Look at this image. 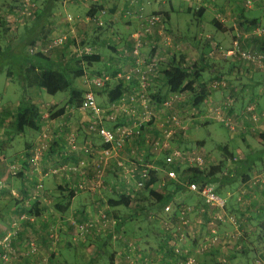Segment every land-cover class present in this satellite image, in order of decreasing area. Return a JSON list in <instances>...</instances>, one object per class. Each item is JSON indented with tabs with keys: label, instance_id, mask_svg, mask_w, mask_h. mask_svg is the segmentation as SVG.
<instances>
[{
	"label": "crops",
	"instance_id": "crops-1",
	"mask_svg": "<svg viewBox=\"0 0 264 264\" xmlns=\"http://www.w3.org/2000/svg\"><path fill=\"white\" fill-rule=\"evenodd\" d=\"M34 1L36 2L37 11H43L44 13L43 15H40L39 18H37L38 16H34V18L32 17L30 20L23 21L20 16H17L15 12L20 6L18 4V0H7L6 6H4L2 10L0 9L1 26L4 28L6 27V30L3 29L0 31V34L3 32L5 33V35H0V41H7L8 44L6 46L12 47L14 40L23 37H26L28 42L35 40L36 43H40L42 41H39L40 37L45 38L46 36L49 38L53 34L59 33L61 29L65 30V27L67 26L66 16L68 14L74 13V16L80 18V21L75 22V28L77 27V32L83 36H87V34H89L87 42L93 50L92 54L96 58L102 59V65L98 66L99 68L97 67L99 70L111 74L116 71L118 73L124 72L129 69V67H131L133 62L131 39L133 34L136 31H139L144 21L140 20L138 17H135V15H125V10L128 8L129 0H113L105 2L104 5L107 7L108 12L104 15L105 24L101 28L95 26V24L92 22L84 20L86 12L90 9V5L93 3L89 0ZM147 1L148 0H138V4L142 7L143 12L145 14H148L152 11L159 12L164 16L165 20L164 33L160 34L159 31L154 30L153 34L148 36V38L145 40L142 48L144 53H151L156 57L158 62L157 66H161V69L164 70L165 65L167 66L168 63H171L174 60H185L186 66H190L191 63L193 64L198 62L199 68L203 69L204 71L203 78L201 79L202 83H209L214 77L228 78L231 81L229 84L230 86L227 87V89H221L212 92L207 98L204 109L201 110L200 113H196V115L199 119H201L205 114L206 119L209 120L211 119L209 114L212 115L214 114V111H216V113L217 111H220L223 118L228 117L231 118V120L234 119L238 130L237 132L231 133V138H233V136H238L241 138L242 143L241 145L234 147V150L230 149L229 145L220 146V149L223 151L222 154L226 158H231V164L237 158L236 156H238L240 158L239 161L243 163L240 164L239 161H235V163H237L235 165H231V167L226 170V175L230 174L228 176L230 178L228 180H224L223 177L225 176H222L220 177L222 179L218 178L217 180L218 184L222 185V191L225 194L233 192L236 194L237 192H241V189L244 187L242 184L244 185L245 183L242 176L243 171L244 173H248L247 170L252 167V174L258 170L264 172V163L260 167L255 166L256 168L248 164L251 162V164L255 165L252 162L251 157L256 155H264V142L260 138V134L264 133V121L262 120L263 123L260 125L253 124L249 121V119L246 120L245 117L241 115V111H238L236 106L234 108L230 105L240 98L239 91L241 87L238 86L245 87L242 95L243 99H245L244 94L247 93V96H249L250 93H248L247 87H253L254 84V82L251 80L253 77L251 78V76H253V72L259 71L260 69L257 66L240 60L236 56H230L226 53L222 54L219 51H210L216 46H218V48L222 47L224 50H229L233 47V42L236 38H240L243 48H250L252 46L260 47L261 45L264 46L262 37L258 36L256 33V29L258 28L251 30L247 29L248 24L244 21L243 17L240 16V14H242V10L244 9L243 6L239 4V0H191L192 2H190V0H166L161 3H159L160 0H156L158 1L157 3H148ZM258 1L260 3V0ZM258 1H253V4H257ZM60 2L64 15L62 18L54 17L52 14V8L55 3L58 6ZM256 9L261 10L264 9V7H259ZM247 10L255 9L250 8ZM6 17L11 19L9 24H6ZM245 17L249 19L248 21L256 19L258 21L257 25L262 27L261 29L264 30V16H262L260 19L259 13H257L254 14L253 17ZM44 30L46 32L45 35L40 36ZM74 34L78 37L76 30ZM25 42L26 41H24L22 44ZM3 51L4 48L1 49V52ZM7 51H9V49H7ZM65 53V50H63L60 57L49 58L55 61L60 60L61 58L66 57ZM208 54L211 57L209 58L211 62L208 64L210 67H208L205 62H201V59H203V57ZM14 57V54H9L6 56V58ZM68 58L69 57H66L65 59L67 60ZM94 67H96L95 63ZM245 78H247L249 81L246 80L245 84L242 83V81L240 82V79ZM9 79L11 80V77H9ZM164 83L165 82L163 81L162 77H154L150 85L156 87L155 91L157 93V97L160 95L161 99H164L165 95V92H162L163 90L165 91V89H162V87H167ZM261 83H264V81H261ZM261 83L258 85L261 86ZM136 91L137 86H132L130 88V92ZM170 94L173 95L172 98H174V109L177 110L181 107H187L188 109L187 115H190V117L186 118L184 116V123L186 124L185 127H188L189 123L196 126V123L190 122L195 117L193 115L194 110L191 108L189 102V93L182 92ZM18 102L15 104V106H13L12 110V108L9 107L10 103H3L1 100L0 142L4 144V148L7 143L12 141V139L17 138L13 137V135L7 132L10 131L9 123L12 120L11 112L17 108ZM102 104L104 106H108L109 102L108 100L104 99L102 100ZM243 106H245V104ZM68 107L74 112L77 109L82 113L78 115L80 121L86 120L81 122L82 126L83 124H89V120L91 119L90 116L79 110V106ZM262 111H264L263 108ZM70 112V110H66L65 113H63L64 115H61L62 120L59 118L60 120L58 121H60L62 126L56 129L58 135H54V142L51 145L52 148H49L48 151L45 152V158L40 162V166L35 167L31 165L27 158H24L27 155L23 157L20 153H12L8 158H6V172L3 169L4 167L0 165V178L4 179L3 182H5L9 188L16 189L18 191H20L18 189L20 188L21 191L26 194L31 191L30 194L34 195L35 185L39 183V189L37 188V192L35 193H40V197H38V204L40 207L35 208L34 216L36 221L42 223L32 224L33 222H31L28 224V221H24L26 225H22L23 227L20 229L21 241L22 239L25 240L28 235L34 236V233H36L37 237L39 238V242L37 244L38 256H33L32 258L24 257L17 262L15 260V264H26L28 260H30L28 261V264H37L40 263L41 260L44 261L45 259H47L46 263H48V261H54V257L52 258V255H49L44 259H40V257L44 256L45 250L51 248V242L48 239L47 233V225L51 224V222L53 225L56 224L57 227L59 226V229L60 226H62L63 231H60L61 234L59 236L61 241L58 242V246L56 247L58 250H61L67 245L71 246L70 243H75V245L72 246L73 248L76 246H81L85 249L89 242L85 241V239H82L85 241L82 243L79 240L78 242L73 241L74 234H71L72 230L69 232L70 229H73V226L70 224L69 220H74L77 218L82 219L84 215L89 217V215L93 212L92 208L96 204L95 200H97V202H101V208H108L107 204L104 205V203L106 201L105 195L108 194L109 189L115 193V189L119 188L118 186H120L122 183L123 185H126L125 187L128 190H130V194L133 199H135L136 195H138L139 200H143L145 198L144 193H139L137 189L134 190V188H131V186L134 185V182H131L132 178L130 181L126 180L124 177L125 173L121 172L119 166L117 165V159H111L109 162H105L103 164L104 176L102 180L96 181L95 184L92 182L95 172L94 161L96 160V156L94 154H90V151L88 150H99L101 147V139L96 133L94 135H89L85 132L84 136H79L78 133V137L75 132H64L66 130V125H68L69 122H65L63 118L65 120H69L65 114ZM139 112L140 110H136L135 113ZM212 116L215 120H218L214 115ZM76 121L77 120H75V122ZM78 128L81 127L78 126ZM38 133H36L37 135L32 134L31 143H28L30 141L26 143V147L29 148L31 152L32 149H34V146H36L39 142ZM73 137L74 140H72ZM147 142L148 141H146L145 138H142V140L138 142V144L143 147L144 159L146 158L145 156L149 157L154 154V147H149ZM133 143L134 142H132V140L127 143V148L130 151H133L130 149L131 146L134 148ZM197 144L201 146L200 151H203L202 153L206 154L204 141L197 142ZM257 148L260 149L257 150ZM83 159L87 160L88 162L86 168L88 175L82 176L78 171H72L68 169V167L71 165L77 166ZM124 160H127V158ZM151 160L153 161L149 162L155 166H158L157 163H159V161L162 159L161 157L155 156L152 157ZM136 161L138 162V160ZM131 163L134 162L132 161ZM10 164H15L17 167H20L22 171L20 179H16V177H11V175H8L10 171ZM129 164H126V166L132 169L133 167ZM54 167H65L66 169H61L57 174H50L48 171ZM126 175L129 176L128 173ZM115 179L117 182L114 181ZM81 182L93 184V189L90 188L91 191L78 190L77 187L79 184H81ZM41 184H43V186H41ZM60 185L65 186V188L60 187ZM73 190L74 195H72ZM68 193H71V195L67 196ZM81 194H84L85 197L80 198L79 196ZM7 196L8 193L5 195H0V212H2L0 213V227L7 223V230H3L4 227H2L0 229L1 234L2 232H10L13 222L17 219V216L14 213L16 204L13 202L14 206H10L11 202L8 203V200L10 199H8ZM25 201L26 204L29 203V201ZM244 202V205H239L235 203L233 199L230 203V211H235V213L243 220L242 227H234L230 224L222 225L220 227L219 234L221 232V236H226L231 239L225 238L226 245H223L222 247H215L216 249L214 248L212 251L208 252H212L210 255H213L215 258L219 257L221 253L225 252V256L231 259L232 264H247L250 254L264 255V188L255 189L253 192H246L244 194ZM6 203H8V208L6 209L7 211L4 212L3 208H5L4 205H6ZM24 209L25 207L23 206V210ZM20 210L22 212V209ZM109 210L113 215L116 211L121 212L119 208H109ZM47 211L51 213L54 211L53 213L55 215L51 217L52 220L43 221V212L45 213ZM118 217L121 219V222L117 227L118 229H116V232L122 234L129 233V229L126 228L128 221L126 219H129V216L127 214H119ZM198 219L199 220L197 221L201 222V219ZM10 222L12 223V226L9 225ZM28 226H30V228ZM199 228L200 232L202 231V233L196 235V237L198 236L201 241L205 242V238L209 235L208 227L203 226V224L200 223ZM107 237L111 239L112 235L109 234ZM75 241L77 240L75 239ZM142 241H144L142 243H145V248H152L157 244L156 240L155 242H151L148 237L142 239ZM85 250H90L93 252V245L91 244L90 246H87V249ZM114 254L116 264H126L125 256L128 255V249L125 247V245L120 248L116 247L114 249ZM155 254L156 253H152L150 256L154 257ZM205 257L207 256L205 255L203 257L204 264H213L212 260L206 263L207 259L205 260ZM244 260H246V262ZM57 263L58 262H55V264Z\"/></svg>",
	"mask_w": 264,
	"mask_h": 264
},
{
	"label": "rangeland",
	"instance_id": "rangeland-1",
	"mask_svg": "<svg viewBox=\"0 0 264 264\" xmlns=\"http://www.w3.org/2000/svg\"><path fill=\"white\" fill-rule=\"evenodd\" d=\"M10 1V0H9ZM12 1V0H11ZM113 1V0H112ZM166 0H160L159 3L164 2ZM245 1L247 0H239V4L241 6H243L244 8V4ZM251 5L250 8L255 9V10H247L244 9L242 10V13L245 16H250L253 17L254 14L259 13V18L261 19L262 16H264V9H256V8H263L264 7V0H260V3L258 0H250ZM253 1H258L257 4H253ZM158 1L156 0H150L149 3H157ZM7 0H0V9L2 10V8L4 6H6ZM109 3V2H108ZM110 8V7H109ZM249 8V9H250ZM125 9V8H123ZM62 6H61V2L58 4V6L56 5V3L54 4L53 8H52V14L54 17H58V18H62L64 15V12L62 11ZM1 14V13H0ZM74 13H72L73 15ZM69 15V14H68ZM127 15V14H125ZM34 18V17H33ZM23 21H25V19H22ZM71 24L67 23V26L65 27V30L61 29L59 33H55L53 34L51 37H46L45 38H39V41H41L40 43H36L34 45V50H38L41 51L45 56L50 57V58H58L61 55V52L63 50H65V54L66 57L69 58H74L75 52H74V45H73V41H71L70 39L67 40L66 44L64 46L61 47H57V48H53V49H49L47 51H44L43 48L45 49V47L47 46V43L49 42V40H51L52 38L61 35L63 33L68 34V36H70L69 34H71ZM79 27V26H78ZM165 27V26H164ZM75 28V26H74ZM3 30V26H1V22H0V31ZM46 30V29H45ZM45 30L42 32L41 35H45ZM76 33L78 35V37L81 39L82 37L87 38L89 36V34H87V36H83L81 35L79 32H77V27L75 28ZM25 31V30H23ZM61 33V34H60ZM164 33V29L163 32ZM5 35V33H1L0 35ZM250 36V35H249ZM6 37V36H5ZM4 37V39H5ZM16 38V37H15ZM18 39V38H17ZM14 40L12 44V46H20L24 41H26V43L28 42L26 39V37L23 38H19L18 40ZM26 39V40H25ZM46 39V40H45ZM7 41H0V50L5 48V46L7 45ZM34 52V51H33ZM14 58L9 59L10 62L13 61ZM9 60L7 58L2 59L0 58V99L2 100V102H7L10 103L9 107L12 108L13 110V106H15V104L20 100V98L23 96V94L25 93V91L28 90V93L31 95L32 100L37 104V106L39 107L40 111L43 114V122H42V128L39 131V136L42 132H46L48 134V138H46V144L48 149L52 148V144L54 142V135L57 136L58 132H57V128H60V126H62V124H60V120L61 119V115L62 114H57L54 115V113H56L62 105H65L66 102H68L69 99V95L68 92L66 91H57V92H50L49 89H40L38 87H32V88H28L25 89L22 84L21 81L18 77L17 74V70L15 68V66H13L12 64H9ZM94 60V59H93ZM98 61V63H97ZM88 61L86 60V63ZM96 64V68L98 66L102 65V59H96L95 62ZM70 65V63H69ZM87 65H89L87 63ZM93 66V65H92ZM99 68V67H98ZM97 68V69H98ZM12 69L15 70V75L16 78L14 79H9L7 72L11 71ZM99 70V69H98ZM253 77V79H251ZM249 78V77H248ZM251 80L254 82L253 87H247L248 88V93L249 96H247V93L244 94L245 99H243V92L245 90V87L243 86H238L241 87L240 91H239V97L237 101H235L234 103H232L230 106L234 107L236 106V109L238 108V111H241V115H245L246 120L249 119V121L251 123V115L247 112V109L250 105H255L256 106V111L255 113L258 115L262 114V108L264 109V83H261V81H264V71L259 70V71H255L253 72V76H251ZM249 81L247 78L245 79H240V82L242 81V83H246L245 81ZM261 83V86H259L258 84ZM87 82H86V78L85 77H81V78H77L75 79V85L76 87L80 88V89H86L89 86H86ZM52 86H56V81L52 80ZM140 86H137V91L136 92H129L127 93L125 96H123V101H118L117 104L118 106H114L113 103L109 102L108 100V95L106 92L100 93L98 94V102L100 103V106H102L105 109L108 108H112L111 110H107L104 113V124L111 128H115L118 126H131L133 127L136 131L139 130L140 134L138 135V137L132 136V142H134V148H132V146L130 147V149H132L135 152V156L133 158V162L136 163V165H147L150 166L152 165L151 162L149 161H153L151 160L152 157H161L164 153V150L161 149L160 147L156 146V142L160 139V141H162V136L163 134H165L166 131H170V125L171 123H168V119L176 114L178 116V119L180 121L179 125H174L173 126V131L174 134H172V136H170V138L168 137L167 140L168 142H172V144L174 145L175 148H178L180 150H185V151H189V152H200L202 154L203 151H200L201 146H199L197 144V142H201L204 141L205 143V151L206 154L203 153L202 156L205 157L206 159V165L205 167H203L200 170H207L208 172H210L212 169H214L215 167L221 165V163L223 162V168L221 170V172L216 173L215 174V179H218L222 176H225L227 173V169H229L231 167V158L228 159L226 158L222 153L223 151L220 149V146H224V145H229L230 149L234 150V147H237V145H241L242 141L241 138L238 136H233V138H231V133L233 132H237V127L235 125V121L234 119H232V127H234L235 131H231L229 126H225L226 121H218L215 120L214 117L212 115H210L209 113V117L211 119L207 120L205 117V114L203 115V117L201 119L198 118V116L196 117V119H192L190 122L191 123H196L197 125H193L190 124L188 125V127H185L186 124L184 123L185 121V117L188 118L190 117V115H187V107L186 108H179V109H174L173 106H166L165 103L171 99V97H173V95H171L169 93V90L167 87H162V89L164 88L165 91L163 90L162 92H165L164 95V99H162L161 101L157 99V93L155 91L156 87L154 86H147L146 87V91H147V99L150 100V103H148V101H146L145 103L147 104V108L143 105V103H141L140 100H138L137 102V106H136V110H140L139 113H133V106L134 104H136L131 96L133 94L138 95V90H139ZM246 88V89H247ZM242 96V97H241ZM108 100L109 105L104 106L102 104V100ZM136 99H140L139 97ZM58 100V101H57ZM56 102V103H54ZM245 104V106H243ZM147 109V110H146ZM204 109V108H203ZM67 111L70 110V113H66L65 116L67 117V119L69 120H65L63 118V120L65 122H69L68 125H66V131L68 132H75L78 136H84L85 132L88 133L89 135H94L95 132L91 131L89 129V124L82 126L81 122L84 121H80L79 118V114H82L81 112H79L77 109L74 112L73 110H71V108L69 109V107L67 106ZM11 111V109H10ZM65 113V112H64ZM153 113V118L152 120L149 119V114ZM86 114H88L90 116V118H93V115L91 112H87ZM190 114V113H189ZM64 115V114H63ZM141 115V116H140ZM109 116H115V119H111ZM185 116V117H184ZM207 116V115H206ZM215 116V115H214ZM216 117V116H215ZM60 118V119H59ZM227 118H225V120H227ZM54 120V122H53ZM56 120V121H55ZM62 120V119H61ZM75 120H77L75 122ZM123 120V121H122ZM264 121V120H263ZM263 121H259L256 124H261L263 123ZM72 122V123H71ZM110 123V124H107ZM224 123V124H223ZM255 124V123H254ZM78 126H80L81 128H78ZM32 132V131H31ZM83 132V133H82ZM34 134H36V132H33ZM37 135V134H36ZM78 136V137H79ZM32 134L29 133L27 135H20L17 136V138L12 139V141H10L9 143H7V145H5L4 148V144L2 142H0V165H2L6 172L7 170V166L5 165L7 163L6 158L9 157L10 154L12 153H20L21 156H25L24 158H27L28 162L37 167L40 166V162L45 158V152L48 151V149H44L42 151V157L40 159V161L38 162V164H34L32 161V155L34 154V150H35V146L34 149L29 150V148L26 147V143L28 141H30V143L32 142ZM142 138H145L149 147H154V154L152 156H145L146 158L144 159V150L143 147L138 144V142H140L142 140ZM16 139V140H15ZM101 144V142H100ZM33 147V146H32ZM128 147V145H127ZM260 148H257V150H259ZM125 150H127V154H131V151L126 148ZM194 150V151H193ZM5 152V153H4ZM24 152V153H23ZM31 152V153H30ZM5 154V155H4ZM142 154V155H141ZM205 154V155H204ZM238 157V156H236ZM138 160V162L136 161ZM252 162H255L254 164L257 167H260L263 165L264 163V155H256L251 157ZM11 163V162H10ZM243 162L240 161V164H242ZM248 163V162H247ZM249 164V163H248ZM12 165L15 164H10V168ZM141 168V166H138ZM192 166H189V164H187L184 169L190 168ZM55 168V167H54ZM155 171V170H152ZM21 169L20 167H17L16 171H9L8 175H11V177H16V179H20V174ZM46 173V172H45ZM52 174V173H50ZM53 174H57V173H53ZM88 175V174H87ZM156 176L158 177V181H165L166 182V186L167 184V177L166 174H164L161 170H159L158 172H156ZM90 179V178H89ZM112 179V178H111ZM114 179V178H113ZM4 179L0 178V195H5L8 193L7 198L10 199L8 200V203L11 202L10 206H14L15 202V209H14V213L17 216V219L13 222V226L12 223L10 222L9 225L12 226V229H15L13 232H17L11 241V246L12 249L15 250L10 251V252H6V249L3 247V245L1 244L2 240L4 239V237L8 234V233H3L1 234L0 232V264H15L18 260L20 261L21 259H23L24 257L27 258H32L33 256H38V247L36 249V251H31L29 250V245L31 243L38 244L39 242V238L37 237L36 233H34L33 235H28L25 240L22 239V241L20 240V229H22L23 226H25V222L28 221V224L33 222L32 224H40L42 222L36 221L35 218V208H39L40 205L38 204V197H40V193H35L37 192V188L39 189V183H37L35 185L34 188V195L30 194L31 191L26 194L23 191H21L20 188H18L20 191L16 190V189H12L9 188L7 186V184L5 182H3ZM8 180V179H6ZM136 181L134 182V185L137 186V181H139V177H136L135 179ZM114 181L117 182V180L115 179ZM94 184L96 182V179L93 178ZM170 184V181L168 182ZM43 186V184H41ZM91 183H87L86 185H84L83 188H81L79 185L77 187L78 190L80 191H91L92 188ZM169 186V185H168ZM164 187V186H163ZM218 186L216 185V188ZM91 188V189H90ZM134 190L136 189L135 187H133ZM109 189V188H108ZM115 190H117L115 193H113L111 191V189H109L108 194L105 195V204H107L108 199L110 198H114L117 197L118 194H124V193H128L130 194V190H128L125 185H121L120 188H116ZM74 193V192H73ZM218 193L221 194V196H223V198L226 197V194L222 191V190H218ZM195 193H191L189 191L187 192H182V193H178V195L176 196V200L173 204L179 203H186L188 205H194L197 200H199L200 198L198 196L192 195ZM235 198L234 201L236 203L239 194L236 193L235 194ZM69 196V195H68ZM80 198L85 197L84 194H81L79 196ZM244 199V197H243ZM24 200V201H23ZM29 201V203H25L26 201ZM244 202V201H243ZM8 203H6V205H4L5 208H3V211L6 212L7 208H8ZM95 206L92 208L93 212L89 215V217L87 215H84V217L82 219H74V220H69L70 224L73 226V229H70L69 232L71 231V234L73 236V241L74 242H78V240L82 243L85 241H88L89 244L93 245L94 251H90V250H85L87 249V246H90L89 244L85 247V249L81 246H76L75 248H73L72 246L75 245V243H70V245H67L66 247H63L61 250H58V248H56L58 245V242L61 241V238H59L60 236V231L62 230V226L57 227V225H53L52 222L51 224L47 225V233H48V239L51 242V248H49L48 250H45L44 256L40 257V259H44L46 257H48L49 255H54L53 258V262H47V259H45L44 261L41 260L40 263L37 264H55V262H58L57 264H110V256L114 253V249L116 247L120 248L123 246V244L125 245V243H128V254L132 252L135 254L136 257L139 258V261L141 262V258H147L152 254V253H156L155 257L156 259H159L160 257H162V255L165 253L164 252V248L160 247L161 245H155L152 248H145V243H142L144 241H142V239H145L148 237V239L151 242H155L156 238H158L159 235H161L160 231L158 230L160 227L159 226H153L150 222L147 221V219L145 220L144 218V214L142 213L143 210L138 209V207L141 204V202L139 201V199L137 197H135V199H133V203L129 208H125V207H119V211H116L114 213V215H117V220H118V216L120 215H128L129 218H133L132 222H128L126 225V228L129 229V233H118L116 231L113 232V236L110 238H108L106 235H101V236H95L94 230H91L89 232H87L86 234L80 233V231L77 228V224L78 223H82V222H86L88 221V218H90L91 216H98L100 211L105 210L106 211V207H102L101 208V202H97V200H95ZM100 203V204H98ZM242 203V202H241ZM244 203H242L241 205H244ZM23 206L25 207V209L23 210ZM50 206V205H49ZM22 209V212L21 210ZM48 212V211H47ZM43 212V221L45 220H52L51 217H53L55 214L53 213L54 211L51 212ZM107 212V211H106ZM2 213V212H0ZM108 213V212H107ZM156 213L159 214L160 212L158 211V209H156ZM52 215V216H51ZM113 215V214H112ZM113 215V216H114ZM135 216V217H132ZM192 217L190 218L192 226L194 227V229H199L200 227V223L197 220H199L198 218L200 215L193 213L191 215ZM48 217V218H47ZM115 217V216H114ZM25 221V222H24ZM225 224H229V223H225ZM7 223H5V225L1 226L0 229L2 227L3 230H7L6 228ZM23 225V226H22ZM231 225V224H230ZM233 226V225H232ZM14 227V228H13ZM30 228V226H28ZM235 227V226H234ZM201 232L197 233L201 234ZM93 235V237H92ZM90 237V238H88ZM156 237V238H155ZM225 238L227 239H231L229 237H223L221 236L220 239V243L218 245H211L208 243V241L205 240V246L202 245L203 241H201V239L197 237H195V239L199 240L198 243L199 245H197V247L193 246V252L195 253H201L202 254V260L204 259L203 257L206 255L207 257H205L206 263L210 260L213 261V264H223L224 260H227V256H225V252L221 253L219 255V257L215 258L213 255H210V253H208L209 251H212L215 247H222L225 244ZM75 239L77 241H75ZM82 239H85L82 240ZM71 241V242H73ZM123 244H121V243ZM157 242V241H156ZM118 243V244H115ZM141 243V245H140ZM24 245V247H23ZM72 247V248H71ZM147 247H151V246H147ZM145 248V249H144ZM162 249V250H160ZM216 249V248H215ZM131 250V252H130ZM148 251H150L148 253ZM146 252V253H145ZM5 253H9L11 255V258H9V260H6L3 256V254ZM210 255V256H208ZM255 258L256 255L255 254H250L247 264H255ZM16 260V262H15ZM30 261V260H28ZM28 261L26 262V264H28ZM128 261V260H127ZM246 262V260H244ZM263 261L264 264V255L263 258L261 260V262ZM42 262V263H41ZM44 262V263H43ZM161 264H164V262L161 259ZM150 264H152V262L150 261ZM176 264H180V260L176 262Z\"/></svg>",
	"mask_w": 264,
	"mask_h": 264
},
{
	"label": "built area",
	"instance_id": "built-area-1",
	"mask_svg": "<svg viewBox=\"0 0 264 264\" xmlns=\"http://www.w3.org/2000/svg\"><path fill=\"white\" fill-rule=\"evenodd\" d=\"M87 1V0H83ZM94 3H105L107 1L112 0H89ZM148 3L150 0L147 1ZM190 2H192L190 0ZM251 1L247 0L245 1L244 7L249 8L251 6ZM18 4L20 5L19 8L16 10V15L20 16L21 19L30 20L33 17L34 10L36 9V2L34 0H18ZM106 8V7H105ZM102 8L100 9L98 14L94 15H88L84 17V20H87L89 22H92L98 26H101L104 24V14L106 13L107 9ZM125 13L127 15H135V17H138L140 20L144 21V23L141 25V28L139 31H136L132 36V44L131 48L133 51V62L131 64V67L127 69L124 72H119L118 78H122L125 81V86H140L138 90V95L133 94L131 96L132 100L136 103L133 106V113L136 112V106L138 100L143 103V105L147 108V102L150 103V100L147 99V91L146 87L151 85L155 67H157L158 62L155 56H153L151 53H144L142 48L144 45L145 40L148 38V36H151L153 34V31H159L160 34L163 32L164 26H165V20L164 16L159 12H150L148 14H145L143 12V9L138 4V0H129L128 2V8H126ZM67 21L69 24H71V34L68 36V34L63 33L61 35H58L47 43V46L45 47L44 51H47L49 49L57 48L64 46L68 39H71L73 43H76L79 45V38L74 34L75 33V22L80 21V18L77 16H74L72 14H69L66 16ZM11 22V19L6 17V24H9ZM256 33L260 37H264V30L262 29H256ZM217 49H219V52L222 54L226 53L230 56H236L240 60L247 62L251 65L257 66L260 70L264 71V53L259 52L252 47L250 48H243L241 45L240 38H236L233 42V47L229 50H224L222 47L216 46ZM91 51V48L82 46L77 47L75 49V57H82L85 54H89ZM30 52H33V48H30ZM111 76L107 73H103L101 75H96L93 77L86 76V82L88 83V88L84 91L82 96V101L80 106L78 107L79 110H81L83 113L91 112L93 115V118L89 120V129L93 132H95L99 138L101 139V147L99 150L90 151V154H94L96 156V160L94 161V171H95V177L96 181H101V178L104 174L103 164L105 162H109L111 159H117V165L119 166L121 172L125 173L124 177L126 180L130 181L133 179H136V176H140V180L137 183V188L144 187L145 183L149 181L150 179V172L152 170H155L154 166L150 165H136V163H131L134 158V151H131V154H127V143L130 142L132 139V136L138 137L140 134L139 130H135L131 126H118V127H107L104 122V113L108 110H111L112 108L105 109L102 106H100V103L97 99V92L102 91L107 82L110 80ZM222 86L225 87L226 83H222ZM215 89L218 87L217 85L213 86ZM140 99H136V98ZM122 97L120 101H123ZM118 101L113 102L114 106H118ZM146 102V103H145ZM174 104V98L171 97L170 100H168L165 105L166 106H173ZM2 106L1 100H0V108ZM147 110V109H146ZM256 109L255 107H248L247 112L251 115V120L253 124L259 122L260 120H264V111L261 115H258L255 113ZM214 115L217 119L220 121H226V124L229 125L232 130H235L234 127L231 125V118H228L225 120L223 118L220 111H214ZM149 119L152 120L153 113L149 114ZM111 119H115V116H109ZM168 123H171L170 125V131H166L164 135L161 137L162 141L160 139L156 142V146L160 147L166 152H169V155L166 159L167 164L169 165H175L176 167L180 168V172L184 170V167L189 164V166L196 167L202 169L206 165V159L202 156L200 152H186L183 150H180L178 148H175L172 142H168L167 138L172 136L174 134L173 126L179 125L180 121L178 119V116L176 114L172 115L168 121ZM259 125V124H257ZM46 138H48V134L46 132H42L39 136V142L35 146L34 154L32 155V161L34 164H38L42 157V151L45 149H48L46 144ZM74 140V137L72 138ZM44 150V151H45ZM126 151V152H125ZM126 153V154H125ZM205 155V154H204ZM127 160H124L126 159ZM127 161V162H126ZM131 161V162H130ZM131 163V164H129ZM126 164H129L133 168L130 169ZM88 162L87 160H81V162L76 165H71L68 167V169L72 171H78L80 175L86 176L87 175V168ZM138 166H141L138 167ZM17 169L16 165H12L10 168V171L15 172ZM61 169H66L65 167H55L50 169L49 173H58ZM129 174L127 176L126 174ZM166 177L169 179V181H179V174L175 171H167ZM136 180H134L135 182ZM263 184L264 185V172H261L259 174H256L253 181H251V185L255 187L257 184ZM86 185L85 182H81L79 186L81 188ZM42 186V185H41ZM185 187H187L188 191H191L199 196H201L205 204L204 206L200 207H193V206H182L180 209V215L174 220H165L163 222V225L167 226V230L173 229L172 233V239H170L169 244H171L175 248V252L179 256L186 257L185 260H180V264H198V255L197 253L193 252V247L189 244L184 245L186 241H191V243L194 241L196 234L200 232L199 229H194L192 226L190 218L193 213H196L200 215L201 217V224L203 222V219H205V216H210L211 220L209 223H207L208 232L209 235L205 238L206 241H208L211 245H218L220 243L221 235L218 232V226L221 223H229L233 226L238 227L237 220L234 218V216H226L224 213V210L227 205L226 199L218 196L215 193V187L212 184H203L198 185L196 183H189L185 184ZM245 191H241L238 201L241 203L243 202V197ZM165 213L168 215L172 214V206L168 205L165 207ZM116 222L109 218L108 213L105 210L100 211L98 216H91L88 218V221L78 223L77 228L80 231V233L86 234L87 232L94 230L95 236H101L105 233H107L110 228L115 224ZM15 229L10 230L8 234L4 237L1 244L6 249V252L15 251L12 249L11 241L13 236L17 232H13ZM37 246L34 243H31L29 245V250L36 251ZM199 253V252H198ZM4 258L6 260H9L11 258V255L9 253L3 254ZM262 259L258 260V264H263ZM226 260L223 261V264H225Z\"/></svg>",
	"mask_w": 264,
	"mask_h": 264
},
{
	"label": "trees",
	"instance_id": "trees-1",
	"mask_svg": "<svg viewBox=\"0 0 264 264\" xmlns=\"http://www.w3.org/2000/svg\"><path fill=\"white\" fill-rule=\"evenodd\" d=\"M102 8H105L104 3H94L93 2L90 5V9L86 12V16L98 14L100 9ZM249 8L244 7L243 9H249ZM105 9H107V7ZM107 12H108V9L106 13ZM33 14H34L33 17L38 16L37 18H39V16L43 15L44 13L43 11H37V6H36V9L34 10ZM240 16L243 17L244 21L248 24L247 29L251 30L255 28H259V29L262 28L257 25L258 21L256 19L252 21H248L249 19H247L243 13L240 14ZM104 24H105V20H104ZM104 24L101 26H98L95 24V26H98L99 28H101L104 26ZM3 29L6 30V27L5 28L3 27ZM262 39L264 41V37ZM34 45H35V40L29 41L27 43L25 42L24 44H21L20 46H16V47L6 46L3 52H1L0 50L1 52L0 58L5 59L6 56H8L9 54H14L15 57L12 62H10L9 60L11 58H7V59L9 60L10 65L13 63L12 65L15 66L18 77L21 81V84L25 89L32 88V87H38L40 89H49L50 92H57V91L68 92V95H69L68 102L65 105L61 106V108L56 113H54V115L63 114L66 111L67 106H70V107L80 106L83 93L87 88L83 90V89L76 87L75 79L77 78H81V77L86 78V76L93 77L96 75H101L103 73L109 74L111 78L107 82L105 88L102 91L97 92V93L100 94V93L106 92L108 95V100L111 103L115 101H120V99L124 95L130 92V88L132 86H127V85L125 86L124 79L118 78L119 73L117 71L110 74L108 72H102L101 70H98L96 67H94V62L97 58L92 54L93 52L92 49L89 54H85L82 57L74 56V58H68L67 60L65 59L66 58L65 57V58H61L60 60L55 61L45 56L41 51L34 50L33 48ZM73 45H74V51H75L76 46L77 47L82 46V48H84V47H88L89 43L86 41L85 37H82L81 39L79 38V45H77L76 43H73ZM261 46L260 47L252 46V48L259 52L264 53V46L262 47ZM89 47L91 48V46ZM30 48H33L34 52H30ZM7 49H9V51H7ZM215 51H219V50L216 47H214L210 52H215ZM209 58H211L209 54L205 55V57L201 59V62L202 63L205 62L208 66V64L211 62ZM86 60L88 61L87 63L89 65H87ZM132 60H134L133 57H132ZM203 72H204L203 69L199 68L198 62H195L193 64L191 63L190 66H186L185 60H179V61L174 60L171 63H168L167 66L165 65L164 70L161 69V66L155 67L153 78L162 77L163 81L165 82L164 84L167 86L169 90V93H182V92L189 93V96H190L189 102H190L191 108L194 110L193 115L196 118L197 117L196 113H200L201 110H203L209 95L212 92H215L221 89H227V87H229L230 86L229 84L231 83V81L228 78H223V77H214L209 83H206V82L202 83L201 79L203 78ZM7 75L8 77H11V79L16 78L14 69L7 72ZM52 80L56 81V86H52ZM222 83H226V86L223 87ZM214 85H217L218 87L215 89L213 87ZM86 86H88V83L86 84ZM98 94L97 96H99ZM157 99L160 101L162 100L160 95H158ZM252 106L255 107L256 109L255 105H250V107ZM11 114H12V120L9 123L10 131L7 133L13 135V137H17L20 135H27L29 133L34 134L33 132L38 133L42 128L43 114L40 111L37 104L32 100L31 95L28 93V90L25 91L23 96L20 98L17 108L14 111H12ZM243 116L245 117L244 114ZM225 126H229V125L225 123ZM230 130L232 131V128ZM260 138L264 142V133L260 134ZM168 155H169V152L164 151L163 155L161 156L162 160L159 161V163H157L158 166H155L152 164V166H154L157 169H155V171L150 172V179L149 181L145 183L144 187L137 188L136 185L131 186V188L135 187L137 191H139V193H144L145 198L143 200H139L142 205H140L138 209L143 210L142 213L144 214L143 216L145 220L147 219V221L150 222L154 227L155 226L160 227L158 230L161 232L160 233L161 235H159L158 238L156 237L155 238L157 241V245L158 246L161 245L160 247L164 248L165 253L159 259H156L155 255L154 257L149 256L148 257L149 259L140 257L141 258V262H140L139 258L136 257L135 254L132 252V254L129 253L128 255L125 256L126 264H150V261L152 262V264H161L162 263L161 259L164 262V264H176V262L179 260H185L186 257L177 255L175 252V248L171 244H169L170 239H172V236H173V234H171L173 229L167 230V226H165V224L163 225V222L165 220H168V221L174 220V218L177 219L180 215L179 212L182 206H193V207L204 206L205 204L204 199L197 194H192L200 198L199 200H197V202L194 205H191V204L188 205L186 203L173 204L176 200V196L178 195V193L188 191L187 187H185L186 183L187 184L196 183L198 185L212 184L215 187V193L218 196L223 198V196H221V194L218 193V190H222V187H221L222 185L218 184V180L215 179V174L221 172L223 168V165H224L223 162L221 163L220 167L217 166L214 169H212L210 172H208L207 170H200L196 167H190L180 172V168L176 167L175 165L167 164L166 159ZM239 159L240 158L237 157L235 161L238 162ZM235 161L232 163V165H235L237 163V162L235 163ZM249 165L253 167L256 166V165L251 164V162L249 163ZM159 170H161L164 174L167 171L177 172L179 174V181H176V182L170 181V184H169L168 183L169 179L167 178L168 179L167 184L169 186L168 185L166 186V182L164 180L158 181L156 172H158ZM247 172L248 173H244V171L242 172L243 173L242 176L244 178L243 181L245 182L244 185L242 184V186H244L241 189L242 191L253 192L255 189L264 188V185L260 183L257 184L255 187L251 185V181H253L255 175L261 173L262 172L261 170H258L252 174V167H251L247 170ZM18 175H21V172ZM229 175H225L223 179L228 180L230 178L228 177ZM136 177H139V180H140V176L137 175ZM94 178L96 179L95 172H94ZM134 180L135 179L131 180V182H134ZM138 182L139 181H137L136 183ZM121 185L123 184L121 183L120 186L118 187L120 188ZM216 185L218 186L217 188H216ZM60 187L65 188V186L63 185H60ZM73 192L74 190L72 191V193ZM237 193L240 195V192H237ZM68 195H71V193H68L67 196ZM72 195H74V193ZM235 196L236 195L234 194V192L226 194V197L224 199H226L227 205L224 210V213L226 216L227 215L234 216V218L237 220L238 226L242 227L243 220L235 213V211H230V203L235 198ZM136 197L138 198V195H136ZM132 203H133V198L128 193L118 194L117 197L108 199V202H107L108 208L106 209V211L108 212L109 218L114 220L116 223L110 228V230L107 233L103 235H106V236L109 234L112 235L114 231H117L116 229H118L117 227L120 225V222H121L120 218H118L117 220L116 219L117 216L114 217L111 214L109 208H113V209L119 208V207L129 208L132 205ZM236 203L240 205L243 202L240 203L237 199ZM168 205L172 206L171 215H168L165 213V207H167ZM156 209H158V211L160 212L159 214L156 213ZM132 217H135V216H132ZM126 220H128L127 223L132 222L133 218H129ZM210 220H211L210 216L206 215L205 219H203V222H202L203 226H207V223H209ZM224 224L225 223H221L218 226V232L220 231V227ZM198 241L199 240L194 239L192 243L191 241H186L183 244L184 245L189 244L190 247L191 246L197 247V245H199ZM202 245L205 246V242H203ZM125 247L128 249V243H125ZM149 252L150 251H148V253ZM197 255H198V260H199L198 264H204V261L202 260V254L197 253ZM53 257L54 256L52 255V258ZM262 258H263V254L256 255L255 264H258V260ZM224 263L232 264L231 259L229 257H227V260ZM110 264H116L114 253L110 256Z\"/></svg>",
	"mask_w": 264,
	"mask_h": 264
}]
</instances>
